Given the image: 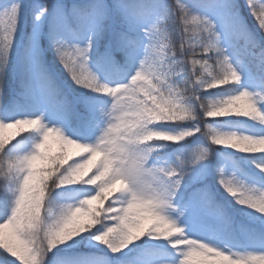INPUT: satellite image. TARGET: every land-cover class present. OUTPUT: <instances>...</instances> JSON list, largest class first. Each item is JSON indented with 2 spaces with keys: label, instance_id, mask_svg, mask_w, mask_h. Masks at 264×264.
<instances>
[{
  "label": "snow or ice",
  "instance_id": "6c2138e0",
  "mask_svg": "<svg viewBox=\"0 0 264 264\" xmlns=\"http://www.w3.org/2000/svg\"><path fill=\"white\" fill-rule=\"evenodd\" d=\"M221 148L250 155L213 173ZM0 249L264 264V0H0Z\"/></svg>",
  "mask_w": 264,
  "mask_h": 264
},
{
  "label": "trees",
  "instance_id": "16d2710c",
  "mask_svg": "<svg viewBox=\"0 0 264 264\" xmlns=\"http://www.w3.org/2000/svg\"><path fill=\"white\" fill-rule=\"evenodd\" d=\"M241 4H244V0H240ZM241 15L242 17H244L245 22L248 24L249 28H252L255 26V22L252 19V17L250 16V14L248 13V9L247 7H243L242 11H241ZM105 71H109L111 72V69H105ZM247 83V81H246ZM219 90H213V92H218ZM219 119L216 123L218 124V126H221L223 128H225L226 130H245L243 128H240L239 125H241L242 123H245L244 121H242L239 118H216ZM248 124H251V122H247ZM16 129L15 128H9V129H4L3 130V136L5 139H8L9 137H11L13 135V133H15ZM18 138V137H17ZM196 145H193V150L195 151L196 149ZM72 151H75V149H72ZM167 151V150H165ZM218 155L213 159V164H212V169H213V173H217L218 171V167L220 165L225 166L226 168V172L228 174H230L232 171H235V167L233 165V161H238L240 160L241 157L250 155V154H244V153H239V152H235L234 150L231 149H227V148H221L218 150ZM75 158V157H73ZM241 168L243 169L242 172H238V175L241 176V178H246L244 176V173H248L249 176L254 175L255 174V169L252 165L247 164V163H241ZM94 171V169H93ZM205 179H208V177H205ZM213 182L216 181V176L214 175L212 177ZM216 188L219 189V192L222 193L225 197H227V200L231 201L232 203H235V201L232 199V197L230 195H228L225 190L220 187V185L218 183L215 184ZM107 203V202H106ZM237 207H239V205H237ZM241 218H237V220L239 221ZM233 228H236V225H233ZM194 234H198V233H194ZM213 234L219 235L221 239H228V234L224 228L223 225H219L216 227V229H214ZM237 237L243 239L242 237H240L239 232H236ZM85 247H88V245H85ZM3 250L0 249V252H2Z\"/></svg>",
  "mask_w": 264,
  "mask_h": 264
}]
</instances>
